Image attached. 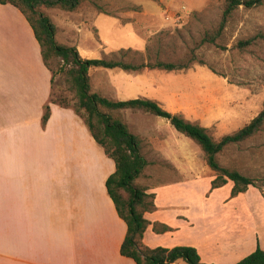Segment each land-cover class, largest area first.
<instances>
[{
  "label": "crops",
  "instance_id": "crops-1",
  "mask_svg": "<svg viewBox=\"0 0 264 264\" xmlns=\"http://www.w3.org/2000/svg\"><path fill=\"white\" fill-rule=\"evenodd\" d=\"M26 53L33 54L32 68L24 65ZM50 91L51 72L29 23L16 7L0 4V264H137L119 253L126 225L105 187L113 160L70 107L50 103L41 126ZM154 146L151 155L178 172L196 170L164 138ZM187 179L147 187L155 207L144 213L145 245L193 246L202 262L213 264H232L264 248V197L255 199L258 206L206 189L183 197ZM163 186L179 201L163 202Z\"/></svg>",
  "mask_w": 264,
  "mask_h": 264
},
{
  "label": "rangeland",
  "instance_id": "rangeland-1",
  "mask_svg": "<svg viewBox=\"0 0 264 264\" xmlns=\"http://www.w3.org/2000/svg\"><path fill=\"white\" fill-rule=\"evenodd\" d=\"M223 1L84 0L73 10L60 7L40 10L55 24L56 40L75 46L84 58L179 62L192 54L194 61L190 67L176 71L90 68L91 90L108 98L154 99L165 109L206 126L217 139L247 123L264 106V4L251 9L239 6L215 43L200 42L204 32L214 30L219 23ZM165 14L180 17V22L174 25L165 21ZM252 36L256 37L251 44L239 45V41ZM23 56L24 65L32 68L33 54L31 58L27 53ZM53 67L52 99L73 109L77 103L65 71ZM115 114L142 139V153L150 163L137 182L146 190L155 189L158 183L188 178L183 182L188 184L183 197L187 192L192 197L202 195L204 189L206 193L212 192L208 195L233 197L231 181L216 190L210 189L214 173L206 165L198 145L176 131L166 119L135 109ZM163 138L166 144L175 145L177 152L195 161L196 170L181 173L165 158L152 156L154 140ZM179 157L184 160L182 155ZM217 159L220 164L254 179L255 186L250 185L236 196L239 203L258 206L255 199L264 197V132L225 149ZM193 177L198 178L190 179ZM160 188L164 192L163 202L179 201L177 197L181 196L175 190ZM242 254L243 250L237 251L232 258Z\"/></svg>",
  "mask_w": 264,
  "mask_h": 264
},
{
  "label": "trees",
  "instance_id": "trees-1",
  "mask_svg": "<svg viewBox=\"0 0 264 264\" xmlns=\"http://www.w3.org/2000/svg\"><path fill=\"white\" fill-rule=\"evenodd\" d=\"M82 1L84 0H0V4H11L16 7L29 23L33 36L39 44L42 62L51 72V91L53 66L65 71L66 81L77 103L73 111L83 120L95 142L114 162V171L107 176L105 187L118 216L126 225L119 253L133 259L137 264H173L177 260H183L187 264H213L202 262L193 246L149 247L143 243V233L149 224L144 213L153 210L155 206L153 194L146 192V188L139 184L137 179L148 161L142 153L141 137L131 132L127 123L115 113L123 109H135L166 119L176 131L198 145L206 165L214 173L210 180V189L220 187L229 180L232 183L230 195L235 196L246 191L250 185L255 186V181L236 168L220 164L217 155L231 146L238 145L264 132V106L247 123L216 139L206 126L187 119L180 113L165 109L154 99L147 97L108 98L92 91L90 68L119 69L126 72H140L144 69L176 71L190 67L194 57L190 54L189 57L179 62L162 60L131 62L115 57L84 58L75 46L56 40L55 24L40 10L41 7L73 10ZM262 4L264 0H224L219 23L214 30H206L200 42L215 43L226 21L239 6L251 9ZM255 37L241 40L239 45L251 44ZM198 61L202 63L201 60ZM51 91L48 102L43 105L42 127L45 126L49 117L50 103L68 107L53 100ZM153 228L157 231L168 229L165 225L158 227L157 224H154ZM232 264H264V248L256 247Z\"/></svg>",
  "mask_w": 264,
  "mask_h": 264
},
{
  "label": "built area",
  "instance_id": "built-area-1",
  "mask_svg": "<svg viewBox=\"0 0 264 264\" xmlns=\"http://www.w3.org/2000/svg\"><path fill=\"white\" fill-rule=\"evenodd\" d=\"M164 20L165 21H169L171 24H178L180 22V17H174V16H171L170 14H165L163 16Z\"/></svg>",
  "mask_w": 264,
  "mask_h": 264
}]
</instances>
